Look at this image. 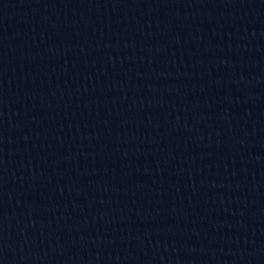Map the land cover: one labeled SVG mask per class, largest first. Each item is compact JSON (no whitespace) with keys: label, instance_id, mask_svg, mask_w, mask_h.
Wrapping results in <instances>:
<instances>
[{"label":"water","instance_id":"95a60500","mask_svg":"<svg viewBox=\"0 0 264 264\" xmlns=\"http://www.w3.org/2000/svg\"><path fill=\"white\" fill-rule=\"evenodd\" d=\"M0 264H264V0H0Z\"/></svg>","mask_w":264,"mask_h":264}]
</instances>
